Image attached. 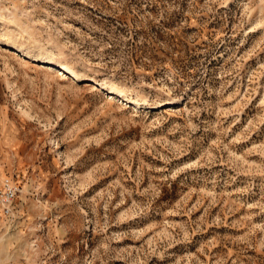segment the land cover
Listing matches in <instances>:
<instances>
[{
    "label": "rangeland",
    "instance_id": "obj_1",
    "mask_svg": "<svg viewBox=\"0 0 264 264\" xmlns=\"http://www.w3.org/2000/svg\"><path fill=\"white\" fill-rule=\"evenodd\" d=\"M0 264H264V0H0Z\"/></svg>",
    "mask_w": 264,
    "mask_h": 264
},
{
    "label": "bare ground",
    "instance_id": "obj_2",
    "mask_svg": "<svg viewBox=\"0 0 264 264\" xmlns=\"http://www.w3.org/2000/svg\"><path fill=\"white\" fill-rule=\"evenodd\" d=\"M16 52H19L24 58H27L28 55L26 53H23L21 50L18 48H14ZM42 64L48 67L52 71H56L59 76H69V77H75V74L73 70L69 66H65L62 64L54 63L51 60L43 59ZM109 95L110 96H116V98H121L123 99V102H127L128 104L133 105L136 107L137 103L134 101H130L128 99H125L123 95L120 93L109 89Z\"/></svg>",
    "mask_w": 264,
    "mask_h": 264
}]
</instances>
